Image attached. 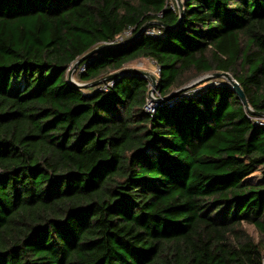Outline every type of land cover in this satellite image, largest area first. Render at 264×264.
<instances>
[{
  "label": "trees",
  "instance_id": "1",
  "mask_svg": "<svg viewBox=\"0 0 264 264\" xmlns=\"http://www.w3.org/2000/svg\"><path fill=\"white\" fill-rule=\"evenodd\" d=\"M182 1L74 77L227 72L264 113V0ZM158 21L175 0H0V264H264L263 118L230 87L148 113L146 78L68 80Z\"/></svg>",
  "mask_w": 264,
  "mask_h": 264
},
{
  "label": "water",
  "instance_id": "2",
  "mask_svg": "<svg viewBox=\"0 0 264 264\" xmlns=\"http://www.w3.org/2000/svg\"><path fill=\"white\" fill-rule=\"evenodd\" d=\"M176 5L178 7V11H179V21L177 23V25L175 27H168L166 25H164L161 21L158 22H150L148 24H146L142 30L140 31L139 35L137 37H135L134 39L127 41V42H116V43H109V44H104L101 45L97 48H95L94 50H92L91 52H89L88 54H86L85 56H83L82 58H80L79 60H77L70 68L69 73H68V80L75 86L77 87H83V88H93V87H97L100 86L104 83H107L109 81L121 78V77H125V76H137V77H143L146 78L150 81L151 83V89L149 91V100L152 102H168L172 99H174L176 96L187 92L188 90L200 85L201 83L210 81V80H216V79H225L227 81V85L228 87H230L239 97V99L241 100V102L243 103V105L246 107L247 111L255 116V117H259V118H263L264 119V113H257L254 112L253 109L250 107L248 100L246 98V95L244 94V91L242 90L240 84L227 72H213V73H209L208 75H203L200 76L198 78H196L195 80H193L192 82H190L189 84L185 85L184 87L174 91L173 93H171L170 95L164 97V98H156L154 96L155 92L157 91L158 88V78L149 72L140 70V69H132V68H125L120 72H116L113 73L112 75L105 77L103 79H100L98 81H95L93 83L90 84H80L77 83L74 79H73V75L74 73L77 71V69L79 68V66L87 59H89L90 57H92L93 55H95L96 53L107 49V48H118V47H123L125 45H129L131 42L135 41L140 34H142L143 31H145L150 25L152 24H156L159 25L163 28L172 30L174 28H177L184 16H185V11H184V7H183V1L182 0H175Z\"/></svg>",
  "mask_w": 264,
  "mask_h": 264
},
{
  "label": "rangeland",
  "instance_id": "3",
  "mask_svg": "<svg viewBox=\"0 0 264 264\" xmlns=\"http://www.w3.org/2000/svg\"><path fill=\"white\" fill-rule=\"evenodd\" d=\"M119 42H122V39L119 40ZM126 68H132V69H140V70H143V71H146V72H149V73H152L154 74L156 77H158V73H159V69L158 67L155 65L154 62L150 61V60H146V59H141V60H138L136 62H133L131 64H129ZM205 75H208V74H205ZM204 75V76H205ZM73 79L79 83L77 81V79L74 77L73 75ZM81 84V83H80ZM227 81L225 79H216V80H210V81H207V82H204V83H201L200 85H203L202 87H207V86H224V85H227ZM154 96L156 98H159V94L157 93V91L155 92ZM248 230H249V233L257 238L258 234L256 232V230L253 228V227H248Z\"/></svg>",
  "mask_w": 264,
  "mask_h": 264
},
{
  "label": "built area",
  "instance_id": "4",
  "mask_svg": "<svg viewBox=\"0 0 264 264\" xmlns=\"http://www.w3.org/2000/svg\"><path fill=\"white\" fill-rule=\"evenodd\" d=\"M131 33H127V36H130ZM148 34L152 35V36H159L161 35V31H158V30H152V31H149ZM123 38H122V42H123ZM85 71V67H82L79 72H84ZM115 84V81H109L107 83H104L102 85H100V90H105V91H109L110 88H112ZM159 94V93H158ZM159 98L160 95H159ZM160 103L161 102H152L150 100H148V103H147V106L145 108V110L148 112V113H155L157 108L160 106ZM257 124L261 125V126H264V119H259L257 121Z\"/></svg>",
  "mask_w": 264,
  "mask_h": 264
}]
</instances>
